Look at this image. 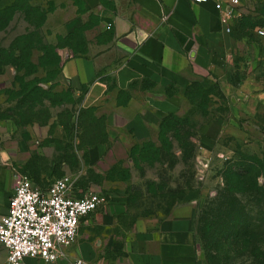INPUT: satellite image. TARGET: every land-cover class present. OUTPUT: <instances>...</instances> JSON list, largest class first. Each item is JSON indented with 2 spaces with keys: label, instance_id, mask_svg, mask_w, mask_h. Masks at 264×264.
I'll list each match as a JSON object with an SVG mask.
<instances>
[{
  "label": "rangeland",
  "instance_id": "374dc122",
  "mask_svg": "<svg viewBox=\"0 0 264 264\" xmlns=\"http://www.w3.org/2000/svg\"><path fill=\"white\" fill-rule=\"evenodd\" d=\"M121 1L126 7L127 0ZM69 2L73 0H0V150L16 177L27 175L48 187L69 176L75 180L77 197L102 193L105 206L84 219L80 236L105 241L103 256L111 259L115 257L108 250L112 239L116 248L142 224L160 219L175 205L198 200L204 206L222 187L227 163L264 155V38L257 34L264 27V1H250L240 10L230 33L232 51L226 69L238 97L256 99L254 115H231L232 101L218 95L216 77L197 82L215 96L207 108L208 119L222 118L227 123L219 141L202 138L200 127L209 120L199 114L193 118L198 127L192 132L197 157L186 158L174 143L162 162L140 166L133 164L132 153L128 159L121 151L103 153L100 144L94 145L100 135L81 134L77 111L83 96L78 99L69 84L59 82V74L70 55H86V33L56 38L50 31L61 16L41 26L44 13ZM79 2L84 13L89 5ZM95 2L97 9L88 11L86 30L90 29L93 40L109 42L111 24L107 23L105 35L96 26L101 17L115 11L116 0ZM196 247L200 263L208 264L202 244Z\"/></svg>",
  "mask_w": 264,
  "mask_h": 264
},
{
  "label": "crops",
  "instance_id": "0c3cea01",
  "mask_svg": "<svg viewBox=\"0 0 264 264\" xmlns=\"http://www.w3.org/2000/svg\"><path fill=\"white\" fill-rule=\"evenodd\" d=\"M85 2L88 11L97 9L95 0ZM114 9L96 26L105 35L107 23L111 24L109 42L93 40L90 29L84 30L86 55H70L59 75V82L69 84L78 99L83 96L77 115L81 109H91L94 117L102 120L107 135L106 142L99 145L103 153L121 151L128 159L133 148L157 143L164 117H193L197 113L185 91L193 83L213 77L232 101L231 115H254L256 99L238 97L236 84L226 74L232 39L225 33L213 3L127 0L124 7L116 0ZM88 11L80 13L74 2L60 3L47 16V24L54 17H62L50 33L59 38L83 29L89 23ZM226 127V121L217 118L203 124L200 135L217 143ZM8 162L0 150V216L7 213L16 186V175ZM199 204L197 200L175 205L160 219L142 224L116 248L112 239L108 250L115 257L111 259L103 256L105 241L79 234L76 243L62 249L54 264H73L77 259L89 264H201L196 247L198 215L203 206ZM0 256L3 262V248ZM26 262L46 264L39 259Z\"/></svg>",
  "mask_w": 264,
  "mask_h": 264
},
{
  "label": "trees",
  "instance_id": "16d2710c",
  "mask_svg": "<svg viewBox=\"0 0 264 264\" xmlns=\"http://www.w3.org/2000/svg\"><path fill=\"white\" fill-rule=\"evenodd\" d=\"M73 2L80 8L79 0ZM54 10L55 7L42 15L41 26L45 25L48 14ZM87 11L82 10L84 13ZM86 28L87 26L76 30L67 38H74L76 32H83ZM8 51L3 52L7 54ZM77 56H84V53ZM9 63L14 65L12 61ZM215 88L224 100L225 96L217 84ZM203 89L201 83H193L185 91V97L197 107L195 117L200 114L208 119L207 108L215 96L211 89ZM77 117V123L81 124V134L100 135L101 138L94 145L106 142L103 122L94 117L93 110L81 109ZM193 118L194 116H166L159 127V145L148 142L142 147L133 148V164L140 166L142 162H162L166 155L172 153L174 143L186 158L197 157L192 132L194 127H198V123ZM213 120L215 119L209 122ZM222 178V187L216 190L215 197L206 199L199 212L197 244H202L208 264H264V182L260 183L261 179L264 180V155L243 157L241 161L227 163Z\"/></svg>",
  "mask_w": 264,
  "mask_h": 264
},
{
  "label": "built area",
  "instance_id": "2783aa9c",
  "mask_svg": "<svg viewBox=\"0 0 264 264\" xmlns=\"http://www.w3.org/2000/svg\"><path fill=\"white\" fill-rule=\"evenodd\" d=\"M203 5L213 3L221 14L225 33L230 35L232 22L240 17V10L250 1L264 0H188ZM264 38V27L257 29ZM75 180L66 176L42 187L27 175L16 177L14 195L7 213L0 216V246L6 257L1 264H27L39 259L46 264L56 263L62 249L74 245L79 237L82 221L105 206L100 192L75 196ZM73 264H89L77 259Z\"/></svg>",
  "mask_w": 264,
  "mask_h": 264
},
{
  "label": "water",
  "instance_id": "95a60500",
  "mask_svg": "<svg viewBox=\"0 0 264 264\" xmlns=\"http://www.w3.org/2000/svg\"><path fill=\"white\" fill-rule=\"evenodd\" d=\"M204 162H206V163H207V161H206V160H204Z\"/></svg>",
  "mask_w": 264,
  "mask_h": 264
}]
</instances>
